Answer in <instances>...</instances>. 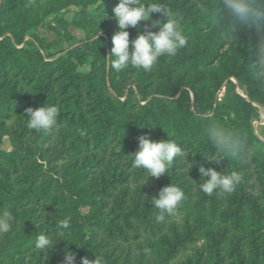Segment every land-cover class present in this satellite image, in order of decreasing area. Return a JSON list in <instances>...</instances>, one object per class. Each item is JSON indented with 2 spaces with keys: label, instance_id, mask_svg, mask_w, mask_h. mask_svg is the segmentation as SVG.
<instances>
[{
  "label": "trees",
  "instance_id": "1",
  "mask_svg": "<svg viewBox=\"0 0 264 264\" xmlns=\"http://www.w3.org/2000/svg\"><path fill=\"white\" fill-rule=\"evenodd\" d=\"M22 2L0 0V138L7 135L10 145L0 149V212L13 218L11 230L0 233V264H65L69 251L75 264L83 257L91 264H264V142L249 127L252 102L264 109V26L222 14L221 0H141L169 12L183 34L205 28L208 34L203 42L184 34L187 45L150 70L129 65L117 71L107 55L119 0H63L43 16L38 7L26 16ZM68 6L75 7L73 23L86 38L55 58L32 41L16 47L26 30ZM155 19L165 18L153 13ZM128 31L130 40L138 34ZM30 35L37 39L33 30ZM203 65L213 67L212 85L197 70ZM232 79L247 98L235 92ZM53 105L59 110L55 128L27 127L25 109ZM213 125L236 138L235 150L219 164L210 160L221 155L208 138ZM143 134L174 140L188 157H176L168 174L147 177L133 166ZM201 166L235 172L240 182L231 193L207 195ZM171 183L185 199L158 221L151 197ZM185 210L194 216L168 224ZM41 234L52 249L35 247ZM190 247L191 254L175 261Z\"/></svg>",
  "mask_w": 264,
  "mask_h": 264
},
{
  "label": "clouds",
  "instance_id": "2",
  "mask_svg": "<svg viewBox=\"0 0 264 264\" xmlns=\"http://www.w3.org/2000/svg\"><path fill=\"white\" fill-rule=\"evenodd\" d=\"M220 12L245 25L264 26V0H221ZM153 13H159L165 19L152 20ZM113 18L117 30L111 37L113 46L107 56L114 58L111 59V66L117 71L129 65L150 70L160 57L175 56L188 43L179 22L157 3L146 5L141 0H119L113 8ZM149 21H152L151 25L147 23ZM130 27L137 28L138 33L132 40L128 31ZM260 57L264 58V47ZM25 115L28 117L27 127L30 130L48 132L57 126L59 110L54 105L28 107ZM207 134L217 152L221 153L219 158L209 159L219 164L221 159L235 150V134L219 125L209 127ZM179 156L187 158L188 153L174 140L156 141L148 134H143L138 137V150L134 153L133 166L144 169L148 173L147 177L159 178L168 174L169 166ZM199 171L206 178L200 187L207 195L216 191L231 193L241 179L235 172L225 174L211 167L201 166ZM184 199L185 194L178 186L171 183L162 187L158 195L151 197V204L160 211L157 220L163 221L165 213L173 214ZM12 219L9 211L0 212V233L11 230ZM61 227L67 229L69 221L64 220ZM53 246L52 240L46 234L39 235L35 244L40 250L52 249ZM64 260L65 264H75V254L65 252ZM91 262L87 257L81 258V264Z\"/></svg>",
  "mask_w": 264,
  "mask_h": 264
},
{
  "label": "rangeland",
  "instance_id": "3",
  "mask_svg": "<svg viewBox=\"0 0 264 264\" xmlns=\"http://www.w3.org/2000/svg\"><path fill=\"white\" fill-rule=\"evenodd\" d=\"M63 0H23L22 8L26 12V16H31L30 12L37 7L40 9V16L44 15V12L50 6H56L58 4H62ZM75 14V7L68 6L60 9L57 13H52L50 15L45 16L41 23L38 26L31 27L25 31L22 38V43L17 44L16 47L20 48L23 46L24 42L32 41L34 46L40 51V53L49 58H55L60 54L62 50H65L73 45H77L81 40L86 38V34L76 27L73 23ZM61 17L62 21H59L58 18ZM8 21V20H7ZM27 22H29L27 17ZM26 25V21H19L18 26L23 27ZM35 32L37 39L31 38L30 32ZM190 35V40L192 41H200L203 42L208 34V28L203 29L200 32L192 31V30H184V34ZM195 68V66L193 67ZM204 68V69H203ZM213 67L202 66V69H197L201 75H203V83L205 85H212V77H213ZM221 78V75L218 76V79ZM232 81L235 84V92L245 98H247V92L244 86L239 85L234 79ZM223 86L222 85L219 90L215 93V99L221 98L223 95ZM221 89V90H220ZM3 95L0 93V102L2 101ZM190 103H192V94L189 93ZM253 112L250 117L249 127L252 131V134L255 139L264 142V109L263 106L259 103L252 102ZM9 122V121H8ZM0 149H10V145L8 142V136L3 135L0 138ZM194 212L192 210H185L183 212L178 213L168 219V224L174 223L176 225H180L182 223V219L185 215L194 216ZM249 228V226H247ZM141 243L144 242L143 237L140 239ZM135 244L136 241L132 240ZM132 249L135 246L131 245ZM131 249V250H132ZM192 247L189 249L183 250L177 257V260L184 258L185 256L191 254ZM135 252H131V257L134 258ZM155 256V247L151 249L148 257L151 260L154 259Z\"/></svg>",
  "mask_w": 264,
  "mask_h": 264
}]
</instances>
